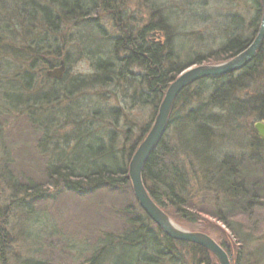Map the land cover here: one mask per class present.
<instances>
[{"label":"rangeland","instance_id":"rangeland-1","mask_svg":"<svg viewBox=\"0 0 264 264\" xmlns=\"http://www.w3.org/2000/svg\"><path fill=\"white\" fill-rule=\"evenodd\" d=\"M2 1L7 0H0V7ZM121 1L123 8L127 9L126 15L134 18L135 23L143 26L150 21L148 10L152 0ZM10 2L14 4L12 0ZM176 3L177 0H171L169 6ZM191 3L196 18H202L209 24L214 16L225 15L228 10L245 18L246 23L252 17L248 0H191ZM0 14L4 16L2 11ZM99 15L103 33L115 35L117 29L113 28L114 23L108 13L99 12ZM3 16L0 15V19H8ZM3 23L0 20V28ZM7 24L11 25L9 35L17 37L20 33L17 23ZM205 25L186 29L191 32L186 33L192 34L188 40L192 41L197 36L203 44L210 43L217 33L214 27ZM181 29L180 25L179 33ZM89 32L83 24H65L58 35L59 57L56 58L53 52L43 53L40 55L41 64L26 61L21 63L20 69L17 66L20 62H16L12 49L4 47L8 44L7 38L1 41L6 35L0 32V47H3L0 49V264H87L89 256L104 245L106 235L117 237L128 230L127 221L137 208L130 183L116 191L94 189L76 195L66 190L62 182H54L48 176L52 160L64 152L66 155L71 153L73 142L70 134L77 125L76 117L81 114L72 109L76 105L79 104L80 108L101 106L103 114L109 108L118 109V116L120 113L121 116H117V126L107 124L103 127L115 130V147L123 149L125 154L134 142L138 140L140 143L155 117L150 105L130 103L126 95H131L132 91L127 92L123 81L90 88L77 84L78 76L92 72L87 49L77 44H80L78 39L83 40ZM243 34L245 36L247 32ZM179 39L183 40V37ZM158 40L162 38L158 37ZM180 40H176L175 46L182 44ZM261 46L262 67L247 89L237 96L250 105L254 93L264 96V37ZM64 57L67 62L63 76L57 83H52L45 72L50 65L57 67ZM133 69L138 72L135 67ZM23 71L34 73V83L27 89L18 87L19 92L13 91L20 94L19 102L13 99L9 104L8 97L12 99V96L2 88V79L11 81L15 74L22 76ZM51 90L59 97L57 103L31 100V94L36 93L40 97ZM202 102V107H205L207 99ZM200 103L197 101L196 105ZM206 108H211L205 112L206 115L212 113L219 122L225 120L226 111L213 108L211 100ZM260 108L264 111V101L262 104L253 103V111L239 113L230 124L216 127L213 130L214 143H209L206 148L211 161L229 162L246 183L250 196H246L242 206L236 197H231L224 192L227 190L215 184L221 174L218 168L207 170L209 167L192 154L191 149L184 147L173 127L164 134L169 152L164 163L182 177L183 197L187 201L184 208L192 218L186 220L176 207L171 206L165 208L166 214L179 228L204 233L221 244L231 264H264V143L253 130V124L260 121L254 117ZM77 119L87 121L91 117L80 115ZM108 121L112 120L107 118L106 123ZM87 124L94 126L96 133H99L98 126L103 125L95 119L87 121ZM30 187L34 189L30 191ZM246 235L251 239L246 240ZM207 264L218 263L215 258H209Z\"/></svg>","mask_w":264,"mask_h":264},{"label":"trees","instance_id":"trees-1","mask_svg":"<svg viewBox=\"0 0 264 264\" xmlns=\"http://www.w3.org/2000/svg\"><path fill=\"white\" fill-rule=\"evenodd\" d=\"M12 1L13 5L10 0L1 2L0 11L8 19H0L4 22L0 32L6 35L1 41L6 38L8 40L9 45L5 44L7 46L4 47L12 49L16 62H20L18 68L26 61L41 64L40 55L43 53L47 55L53 52L56 58L59 57L58 35L65 24H83V27L90 32L83 40L78 39L80 44H77L87 49V60L90 61L92 72L86 76H78L77 84L83 88H90L123 81L124 85H127V92L130 89L132 91L131 95L129 93L126 95L130 103L150 105L155 113L166 88L180 72L194 65L225 62L246 49L257 34L262 15L260 0H248L252 17L247 23L238 13L228 10L225 15L214 16L213 22L209 24L202 18H196L191 0H177L172 7L169 6L171 0L158 2L152 0L148 10L150 21L140 26L135 23L134 18L126 15L127 9L123 8V1L119 2V0ZM9 8L13 10L10 11ZM99 12L108 13L114 23L113 28L117 29L115 35L108 36L103 33ZM13 21L20 28L17 37L9 35L11 25L7 23ZM180 25L182 29L179 33ZM197 25L214 27L217 35L210 43L203 44L201 38L197 36L189 41L188 38L192 34H188L191 32L186 29ZM245 32L247 34L243 36ZM179 34L183 40L179 39L182 38ZM158 37L162 40H158ZM215 39L218 41L216 42ZM176 40L183 41L184 44L182 42L181 45L175 46ZM262 46L243 69L223 76L200 79L184 88L174 100L167 127V129L173 127L184 147L191 149L192 154L209 167L207 170L218 168V171H221L215 184L227 190L224 192L231 197H236L241 206L246 196H250L246 183L239 178V173L233 170L229 162L211 161L206 148L209 143H214L213 130L216 127L230 124L239 113L253 111V103L262 104L264 101L263 94L257 93L251 96V105L237 97L239 92L247 89L262 67L260 62ZM32 56L34 58L30 61ZM61 61L64 64L67 62L65 57ZM0 64H2L1 59ZM44 64L46 65L47 62ZM133 67L138 72L133 71ZM50 68H53V65H50ZM21 74L22 76L15 74L11 78L12 82L2 79V88L12 96V99L8 97L9 104L13 99L16 103L19 102L20 94L13 91L19 92L18 87L27 89L34 83V73L23 71ZM51 82L57 83V80ZM52 91L40 97L36 93L31 94V100L35 102L42 99L46 104L53 101L57 103L59 97ZM206 99L205 107H202L204 104L202 100ZM210 100L213 108L226 111L223 122H219L212 113L205 114L211 109L206 108ZM197 101L201 102L200 105H196ZM100 107L80 108L78 104L72 108L76 112H81V116L91 117L87 121L95 119L103 125L98 126L99 133H96L94 126L87 124V121L77 119L80 117L78 115L75 120L77 125L70 134V141L73 142L71 153L66 155L64 152L62 155H57L48 169L50 179H54V182H62L66 190L76 195L94 189L116 191L129 183L127 173L129 158L139 142L138 140L134 142L126 154L123 149L117 150L115 130H107L108 128L105 129L103 126L107 127V124L111 127L117 126L118 109L109 108V111L103 114L104 109ZM184 107V111H181ZM254 117L264 122V111L260 108ZM107 118L112 121L106 123ZM164 137L146 160L142 181L151 199L165 213V208L176 207V210L182 213V217L190 221L192 217L184 208L187 201L183 197L182 177L164 163V157L169 153ZM243 176L245 175L241 177ZM33 189L34 187L29 188L30 191ZM134 209L127 221L128 230L117 237H110L112 234L106 235L104 245L89 256L87 264H207L209 258L212 260L213 256L205 249L195 244L172 240L164 235L138 204ZM244 237H247L246 240L251 239L247 235Z\"/></svg>","mask_w":264,"mask_h":264},{"label":"water","instance_id":"water-1","mask_svg":"<svg viewBox=\"0 0 264 264\" xmlns=\"http://www.w3.org/2000/svg\"><path fill=\"white\" fill-rule=\"evenodd\" d=\"M260 2L262 6L260 25L249 46L225 62L194 65L180 72L166 88L149 130L133 151L128 163L127 173L131 190L135 201L145 215L161 229L164 235L172 240L195 244L205 249L218 264H231L223 247L204 233L186 231L175 225L147 193L142 181V171L149 155L155 150L167 130L172 106L178 94L200 79L223 76L243 69L261 48L264 37V0H260ZM64 65V62L60 61L57 67L48 69L45 72L46 78L60 80L64 73ZM253 130L260 141L264 142V122H255Z\"/></svg>","mask_w":264,"mask_h":264},{"label":"flooded vegetation","instance_id":"flooded-vegetation-1","mask_svg":"<svg viewBox=\"0 0 264 264\" xmlns=\"http://www.w3.org/2000/svg\"><path fill=\"white\" fill-rule=\"evenodd\" d=\"M262 142V141H261ZM262 143H264V142H262Z\"/></svg>","mask_w":264,"mask_h":264}]
</instances>
